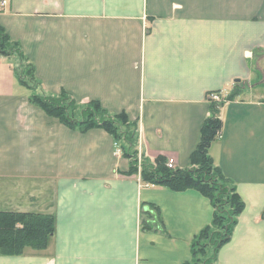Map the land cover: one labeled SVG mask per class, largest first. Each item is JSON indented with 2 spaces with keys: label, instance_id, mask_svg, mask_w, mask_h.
Masks as SVG:
<instances>
[{
  "label": "crops",
  "instance_id": "obj_1",
  "mask_svg": "<svg viewBox=\"0 0 264 264\" xmlns=\"http://www.w3.org/2000/svg\"><path fill=\"white\" fill-rule=\"evenodd\" d=\"M0 27L24 56H0V211L55 218L45 244L0 264H193L214 214L196 190L128 174L108 131L71 129L31 96L98 102L133 124L140 160L189 168L208 95L236 88L209 154L244 210L216 264H264V97L250 94L264 84V0H1Z\"/></svg>",
  "mask_w": 264,
  "mask_h": 264
},
{
  "label": "trees",
  "instance_id": "obj_2",
  "mask_svg": "<svg viewBox=\"0 0 264 264\" xmlns=\"http://www.w3.org/2000/svg\"><path fill=\"white\" fill-rule=\"evenodd\" d=\"M13 55L24 60L19 46L0 27V56ZM21 81L24 83L22 77ZM238 91L239 88H236L227 99L235 96ZM30 100L71 129L84 132L102 128L108 131L119 144L122 153L131 159L127 173H140L144 184L167 187L173 191L193 189L207 197L214 208L213 219L193 241V264H216L219 249L231 240L237 219L244 210V202L234 184L215 166L209 154L213 142L222 135L223 122L219 114L223 102L211 103L199 144L191 155V166L171 169L167 166L168 160L162 156L154 162L139 159L135 127L124 114L110 116L98 102L77 105L65 93L58 97L33 95ZM153 209L156 208L153 206ZM54 230L55 218L52 215L0 211V253L19 254L28 246H42Z\"/></svg>",
  "mask_w": 264,
  "mask_h": 264
},
{
  "label": "rangeland",
  "instance_id": "obj_3",
  "mask_svg": "<svg viewBox=\"0 0 264 264\" xmlns=\"http://www.w3.org/2000/svg\"><path fill=\"white\" fill-rule=\"evenodd\" d=\"M25 65L27 66V62L25 63ZM26 78H30V80H33L35 81V78H34V75H33V72L29 69H24L22 70L21 72ZM264 83V77L261 79ZM33 86H36V83L34 82L33 83ZM254 87H255V92L254 93H250V94H253L254 96L256 97H264V84H257V83H254ZM81 119V118H80ZM123 128L124 130L126 129L125 127H121ZM127 130V129H126Z\"/></svg>",
  "mask_w": 264,
  "mask_h": 264
},
{
  "label": "built area",
  "instance_id": "obj_4",
  "mask_svg": "<svg viewBox=\"0 0 264 264\" xmlns=\"http://www.w3.org/2000/svg\"><path fill=\"white\" fill-rule=\"evenodd\" d=\"M4 4V1L3 3ZM227 94H224L223 92H212L208 95V100L212 103H221V102H226L227 100ZM167 166L171 169L175 168V160L174 159H169L167 161Z\"/></svg>",
  "mask_w": 264,
  "mask_h": 264
}]
</instances>
